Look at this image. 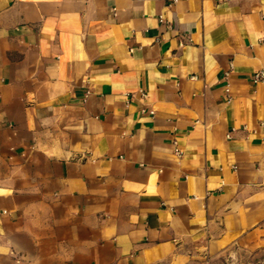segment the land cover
Here are the masks:
<instances>
[{"label": "crops", "instance_id": "crops-1", "mask_svg": "<svg viewBox=\"0 0 264 264\" xmlns=\"http://www.w3.org/2000/svg\"><path fill=\"white\" fill-rule=\"evenodd\" d=\"M264 0H0V264H209L264 247Z\"/></svg>", "mask_w": 264, "mask_h": 264}, {"label": "rangeland", "instance_id": "rangeland-1", "mask_svg": "<svg viewBox=\"0 0 264 264\" xmlns=\"http://www.w3.org/2000/svg\"><path fill=\"white\" fill-rule=\"evenodd\" d=\"M209 264H264V247L253 250H239L236 254L224 252Z\"/></svg>", "mask_w": 264, "mask_h": 264}, {"label": "built area", "instance_id": "built-area-1", "mask_svg": "<svg viewBox=\"0 0 264 264\" xmlns=\"http://www.w3.org/2000/svg\"><path fill=\"white\" fill-rule=\"evenodd\" d=\"M254 77L255 80H264V75L262 73H256Z\"/></svg>", "mask_w": 264, "mask_h": 264}]
</instances>
